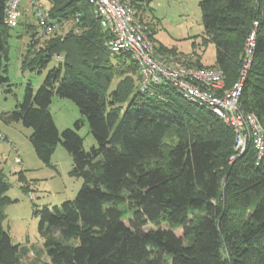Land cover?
<instances>
[{"label":"trees","instance_id":"16d2710c","mask_svg":"<svg viewBox=\"0 0 264 264\" xmlns=\"http://www.w3.org/2000/svg\"><path fill=\"white\" fill-rule=\"evenodd\" d=\"M49 1L53 20H70L82 32L49 40L33 54L28 48L23 67L32 72L56 56L63 60L6 114L33 130L30 142L43 163L61 143L73 158L71 175L84 181L74 200L37 212L45 264H264V162L256 165L253 145L237 156L234 130L169 85L142 93L134 83L138 63L107 50V33L87 0ZM7 2L0 0V86L11 91ZM201 8L216 64L196 58L193 65L220 68L226 90L240 80L254 35L239 109L264 130V0H203ZM33 28L27 25L31 48L39 43ZM118 72L127 75L109 95ZM55 95L73 101L87 120L97 141L89 152L78 134L83 120L59 132L50 111ZM6 190L0 182V264H20V249L2 226Z\"/></svg>","mask_w":264,"mask_h":264},{"label":"rangeland","instance_id":"374dc122","mask_svg":"<svg viewBox=\"0 0 264 264\" xmlns=\"http://www.w3.org/2000/svg\"><path fill=\"white\" fill-rule=\"evenodd\" d=\"M38 1L45 9L50 10L49 0ZM133 1L138 13L136 18H142L143 23L148 24L150 28L157 54L161 53L159 48H165L171 52L162 54L173 56L179 61L187 59L191 65L196 58L204 65L216 64L215 46L203 27V0ZM20 11L19 24L11 29L9 60L4 62L7 64L11 91H8L7 86H0V182L7 185V190L1 198L10 200L2 205V226L10 235L12 244L20 249V264H45L50 262V258L40 233V217L37 212L45 207H61L66 201L74 200L84 181L71 175L73 158L61 143L56 146L50 163H43L30 142L33 130L21 123L8 122L6 114L14 111L16 106L24 101L28 85L37 92L48 73L61 63L54 58L44 70L32 72L25 69L23 62L28 48L31 54L37 52L36 50L40 51L47 41L66 36L77 27H74L71 21L53 36L41 35L38 33V27L33 28L30 33H36L34 39L39 43L35 48H31L27 25L37 26V20L27 0H22ZM126 75L121 72L115 74L107 94L111 95ZM137 81L134 80V83L139 87L140 81ZM50 111L60 133L66 129H75L76 122L83 120L84 125L78 134L84 140L85 151L89 152L97 146L87 120L73 101L55 95ZM126 223L129 224V221L126 220ZM150 228L151 226H148L145 230ZM177 233L182 235L181 230Z\"/></svg>","mask_w":264,"mask_h":264},{"label":"built area","instance_id":"2783aa9c","mask_svg":"<svg viewBox=\"0 0 264 264\" xmlns=\"http://www.w3.org/2000/svg\"><path fill=\"white\" fill-rule=\"evenodd\" d=\"M37 20L38 33L53 36L67 26L70 20H53L49 11L38 0H27ZM93 6L95 17L107 33L105 46L112 54L129 53L140 67L139 90L153 93L164 84L181 93L184 99L212 111L230 126L236 134L237 156L243 154L249 145L257 152L256 165L264 162V130L254 115L240 111L243 80L251 63L254 49V35L248 40L247 60L240 80L230 89H225L224 72L217 67H198L187 59L177 60L155 51L149 27L138 21L137 11L131 0H87ZM22 0H8L6 22L16 28L21 17ZM257 25V23H256ZM76 33L81 29L76 28ZM59 61L63 56H56ZM235 159V156L231 158Z\"/></svg>","mask_w":264,"mask_h":264}]
</instances>
